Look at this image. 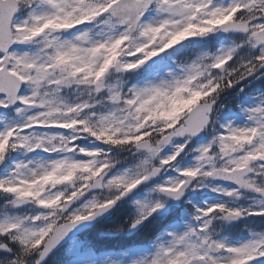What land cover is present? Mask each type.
<instances>
[{
  "label": "snow or ice",
  "instance_id": "obj_1",
  "mask_svg": "<svg viewBox=\"0 0 264 264\" xmlns=\"http://www.w3.org/2000/svg\"><path fill=\"white\" fill-rule=\"evenodd\" d=\"M0 264H264V0H0Z\"/></svg>",
  "mask_w": 264,
  "mask_h": 264
}]
</instances>
